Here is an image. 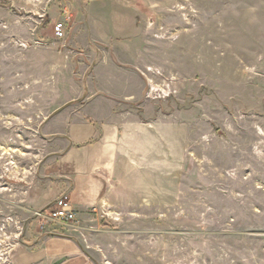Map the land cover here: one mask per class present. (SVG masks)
Instances as JSON below:
<instances>
[{
	"label": "rangeland",
	"instance_id": "obj_1",
	"mask_svg": "<svg viewBox=\"0 0 264 264\" xmlns=\"http://www.w3.org/2000/svg\"><path fill=\"white\" fill-rule=\"evenodd\" d=\"M12 1L0 0V150L24 158L73 77L88 87L92 67L55 69L60 83L43 84L50 72L27 58L50 40L55 20ZM82 1L98 32L126 12L123 0ZM145 1L153 80L139 104L147 121L159 118L163 145L160 183L147 174L143 184L145 193L161 188L160 204L102 218L114 245L87 236V250L97 264H264V0ZM26 125L33 133L20 132ZM8 215L0 213V229ZM76 221L55 225L67 233ZM8 242L0 264L25 248Z\"/></svg>",
	"mask_w": 264,
	"mask_h": 264
},
{
	"label": "crops",
	"instance_id": "obj_2",
	"mask_svg": "<svg viewBox=\"0 0 264 264\" xmlns=\"http://www.w3.org/2000/svg\"><path fill=\"white\" fill-rule=\"evenodd\" d=\"M54 1L56 5H51ZM123 1L122 21L103 33L95 31L82 0H26L27 8L46 13L54 24L66 25L59 20L62 17L73 19L66 26V37H56L53 25L44 46L30 45L33 54L27 60L50 72L42 83L59 84L51 72L75 69L87 60L92 72L85 81L88 87L73 77V91L56 97L65 103L55 110L69 105L41 126L40 138L31 141L24 158L6 152L11 158L5 156L0 162V213H9L0 230L10 227L0 243L9 241L11 250L19 244L25 247L11 252V264H97L87 250V236L105 235L111 245L115 238L100 226L102 218L115 221L119 212H139L132 206L160 204L155 198L161 196V188L145 193L143 184L147 174L160 183L163 145L159 118L147 121L148 110L139 104L147 78L153 80L146 77L151 67L146 54L149 15L145 0ZM27 127L20 126V132L33 133ZM35 147L38 151H31ZM6 153L0 150V157ZM63 194L75 206L77 221L67 226V233L56 225L41 230L36 212L49 208ZM150 196L153 200H146ZM95 244L94 250H100L99 242Z\"/></svg>",
	"mask_w": 264,
	"mask_h": 264
},
{
	"label": "built area",
	"instance_id": "obj_3",
	"mask_svg": "<svg viewBox=\"0 0 264 264\" xmlns=\"http://www.w3.org/2000/svg\"><path fill=\"white\" fill-rule=\"evenodd\" d=\"M54 33L58 38L66 37V25L64 22L54 24ZM41 230L46 227L70 224L77 219V210L67 194H63L47 209L35 214Z\"/></svg>",
	"mask_w": 264,
	"mask_h": 264
},
{
	"label": "water",
	"instance_id": "obj_4",
	"mask_svg": "<svg viewBox=\"0 0 264 264\" xmlns=\"http://www.w3.org/2000/svg\"><path fill=\"white\" fill-rule=\"evenodd\" d=\"M69 105V102L68 103H66V104H64L61 108H58L57 110H55L49 117H48V119L49 118H51V117H53L54 115H56L57 113H59L60 111H62L65 107H67Z\"/></svg>",
	"mask_w": 264,
	"mask_h": 264
}]
</instances>
